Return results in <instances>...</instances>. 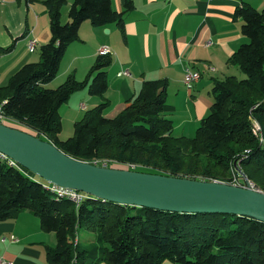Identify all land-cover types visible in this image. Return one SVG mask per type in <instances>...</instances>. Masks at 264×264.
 Instances as JSON below:
<instances>
[{
	"label": "trees",
	"instance_id": "1",
	"mask_svg": "<svg viewBox=\"0 0 264 264\" xmlns=\"http://www.w3.org/2000/svg\"><path fill=\"white\" fill-rule=\"evenodd\" d=\"M65 3L43 0L50 39L39 46L37 62L24 63L0 86L1 108L8 120L87 162L106 160L109 167L130 169L133 164L134 170L142 172L226 182L231 181L226 175L234 163L264 191V8L245 3L235 10L247 41L227 61L244 77L227 75L213 81L212 103L192 137L172 134L171 120L162 115L168 81L157 78L143 80L139 91L113 117L104 115L106 99L88 109L74 122L72 136L60 140V106L84 86L90 95H102L112 57L97 54L83 82L71 72L55 88L45 84L56 75L67 45L78 39L83 21L97 26L113 22L122 29L123 15L133 6L125 0L118 12L111 0H73L68 20L62 22L60 10ZM16 39L0 46V56L13 49ZM252 118L259 123L262 141L253 133ZM45 184L0 156V221L16 218L24 210L37 216L42 228L55 234V245L44 246L49 264H86L80 259L85 256L91 259L89 264H264V222L259 220L169 212L88 194L76 205ZM81 224L96 232L91 249L79 246L76 230Z\"/></svg>",
	"mask_w": 264,
	"mask_h": 264
},
{
	"label": "crops",
	"instance_id": "2",
	"mask_svg": "<svg viewBox=\"0 0 264 264\" xmlns=\"http://www.w3.org/2000/svg\"><path fill=\"white\" fill-rule=\"evenodd\" d=\"M22 1L0 2V16L6 17V23L1 24L0 46H8L17 38L13 49L0 56V86L7 84L3 76L10 78L24 63L39 59V54L38 57L33 54L35 48L50 39L49 17L42 0L28 4ZM72 1L66 0L61 7L62 22L68 20ZM130 1L133 6L123 15L122 29L113 22L97 26L83 21L78 39L67 45L61 59L63 64L66 59L67 71H87L101 45L113 50L115 57L107 68L108 86L104 94L90 95L86 89L75 91L60 106V114L77 119L83 109L106 99L108 106L104 115L113 117L139 91L143 80L166 78L168 94L163 111L170 113L169 118L175 121L173 129L177 135H192L194 127L209 111L213 81L236 69L227 59L247 41L241 33L240 18L234 16L235 10L245 3L261 10L264 0ZM124 3L125 0H111V7L120 12ZM103 29L108 36L102 33ZM85 33L97 36L87 48ZM28 38H35L37 42L31 51L27 48ZM186 67L200 73L199 80L190 89L182 81ZM123 70L129 74L118 75ZM170 85L173 89L177 87L172 96H169ZM44 231L38 217L27 210L16 218L0 221V257L15 264H49L44 246H54L56 239L54 244L51 240L45 242ZM11 237L17 240L12 241ZM163 264L174 263L164 261Z\"/></svg>",
	"mask_w": 264,
	"mask_h": 264
},
{
	"label": "water",
	"instance_id": "3",
	"mask_svg": "<svg viewBox=\"0 0 264 264\" xmlns=\"http://www.w3.org/2000/svg\"><path fill=\"white\" fill-rule=\"evenodd\" d=\"M0 154L47 183L103 201L178 213H223L264 222V192L248 186L97 165L0 121ZM240 175L246 180L241 171Z\"/></svg>",
	"mask_w": 264,
	"mask_h": 264
},
{
	"label": "rangeland",
	"instance_id": "4",
	"mask_svg": "<svg viewBox=\"0 0 264 264\" xmlns=\"http://www.w3.org/2000/svg\"><path fill=\"white\" fill-rule=\"evenodd\" d=\"M22 1V0H21ZM38 1H40V0H35V2L34 3H37ZM0 2H2V1H0ZM22 3H23V1H22ZM42 3H43V0H42ZM23 7H24V3H23ZM19 16H20V14H19ZM85 21H88L87 23H89V24H91L90 23V21L89 20H85ZM66 22V21H65ZM2 23H6V17L4 16V15H1L0 16V29H1V24ZM3 29L5 30V32L7 33V31H6V28L5 27H3ZM102 33L104 34V35H106V36H108V34L105 32V30L103 29L102 30ZM79 34V33H78ZM84 36L88 39V41L86 42V44H85V46H86V48L87 47H89V45L97 38V36L96 35H94V34H88V33H85L84 34ZM5 47V46H4ZM38 52H39V49H38V47H36L35 48V51L33 52V54H36V56L38 57ZM112 52H113V50H112ZM7 54V53H6ZM63 56V55H62ZM36 57V58H37ZM111 57H115V55H114V52H113V55H111ZM61 59H62V57H61ZM60 59V61H59V64H58V70H57V73H56V75L54 76V78L51 80V81H49L47 84V87H49V88H55V87H57L61 82H63L64 80H65V78H66V76L69 74V73H73L74 74V76H75V78L78 80V81H80V82H83L84 80H85V78H86V75H87V73H88V70L87 71H81V70H79L78 71V73H76L75 71H67L66 69H65V66H66V59H64L65 60V62H64V64H63V62H62V60ZM38 60V59H37ZM37 60L36 61H29V62H37ZM236 69H232L231 71H230V75H235L237 78H239V79H241V78H243L244 77V74L239 70V68L237 67V66H234ZM90 68V67H89ZM3 82H8V80H9V78L7 77V79H5L6 77H4L3 76ZM0 80H2V78L0 77ZM91 80V79H90ZM5 84V83H4ZM4 86V85H3ZM185 86V85H184ZM173 86L172 85H170L169 86V96H172L176 91H177V87H174V89L172 88ZM82 89H86V92L88 93V91H87V87L86 86H84V87H82V88H80V89H78V90H81L82 91ZM78 90H76V91H78ZM111 91H112V94H111V96H114L115 95V92L111 89ZM75 92V91H74ZM73 92V93H74ZM72 94V93H71ZM89 94V93H88ZM104 94V93H103ZM102 94V95H103ZM167 94H168V83H167V87H166V96H167ZM100 96V95H99ZM69 99V98H68ZM68 99H67V101H68ZM212 103V102H211ZM98 104V103H97ZM96 104V105H97ZM93 106H95V105H92V106H90L89 108H87V109H83L82 110V112H81V114H80V117L79 118H77V119H72L73 117H72V115L71 116H68L67 114H64V115H61V130H60V132H59V134H58V137H59V139L60 140H65V139H67L68 137H70V136H72V134H73V125H74V122L75 121H77V120H79V119H81L82 118V116H83V114L88 110V109H90V108H92ZM63 107V106H62ZM61 111H63V108H61ZM170 113H168L166 110L165 111H162V115H164L166 118H168V119H170L171 120V123H172V125H174V123H175V121H173L171 118H169V115ZM168 116V117H167ZM7 122L8 123H10L12 126H15V127H17V128H20V129H25V130H27V128H25L22 124H19L18 122H16L15 120H7ZM196 127H197V125L194 127V129H193V132L191 133L192 135H189V136H186V137H192L193 135H194V133H195V130H196ZM172 134L173 135H175V136H179V135H177L176 134V132L174 131V129L172 130ZM261 136H262V134H261ZM236 167H238V165L236 164ZM234 173H236L235 172V167H234V163L233 164H231V166H230V168H229V172L227 173V175H226V177H232L233 176V174ZM41 182H45V183H47L44 179H42V178H40V177H38V176H36ZM252 181V180H251ZM253 183H254V185H255V187L256 188H258V189H260V187L254 182V181H252ZM260 190H262V189H260ZM264 192V191H263ZM38 220H39V218H38ZM29 228H30V231L32 230V226L31 225H29ZM35 232H36V230H34ZM44 233H45V236H44V241L45 242H48V240H51L50 242H51V244H54L55 243V234L52 232V231H44ZM95 234H96V232H95V230H91V229H88V228H86V226L84 225V224H81L78 228H77V230H76V238H77V240H78V243H79V246H81V247H83V248H85V249H91V248H93L94 247V245H95ZM48 245V244H47ZM80 259L82 260V259H84V261H85V263L86 264H89V261L91 260L90 258H88L87 256H85V257H80ZM79 259V260H80ZM107 264V263H106Z\"/></svg>",
	"mask_w": 264,
	"mask_h": 264
},
{
	"label": "built area",
	"instance_id": "5",
	"mask_svg": "<svg viewBox=\"0 0 264 264\" xmlns=\"http://www.w3.org/2000/svg\"><path fill=\"white\" fill-rule=\"evenodd\" d=\"M0 1H4V0H0ZM36 39L35 38H28L27 39V48L28 50H33L35 47H36ZM97 54H100V55H106V54H109V55H112V51L111 49L107 46V45H101L98 49V53ZM129 72L128 70H123V71H120L118 73V75H128ZM200 78V73L192 68H189V67H186L184 69V72H183V78H182V81H183V84L188 88L190 89L193 84L195 82H197ZM4 103V100H2L0 102V121H7V117L4 115L3 111H2V104ZM252 121V130H253V133L254 135H256L260 141H262V136H261V132H260V126H259V123L254 119L252 118L251 119ZM1 157H4V158H7L6 156H4L3 154H0ZM9 159V158H7ZM101 162V164H98V161H95V162H92V163H95L97 165H106V160H103V161H99ZM9 163L10 164H13V165H16L17 167H19L13 160L9 159ZM129 167L130 169H133L134 170V165L133 164H129ZM235 172L233 174V176L230 178V182H226V181H222V180H218V179H209V180H214V181H220V182H225V183H229V184H232V185H236V186H240V187H250L254 190H260L258 188L255 187L254 183L249 180L248 178H246V180L240 175V173L235 169ZM47 189H49L50 191H53L55 192L58 196L60 197H66L70 200H72L76 205L87 195L83 192H80V191H75V190H72V189H68V188H63V187H58V186H55V185H51L49 183H46L44 185ZM4 240V238L2 239ZM11 240L12 241H16L17 239L14 238V237H11ZM0 264H15L13 261H8V260H5L3 258L0 257Z\"/></svg>",
	"mask_w": 264,
	"mask_h": 264
}]
</instances>
